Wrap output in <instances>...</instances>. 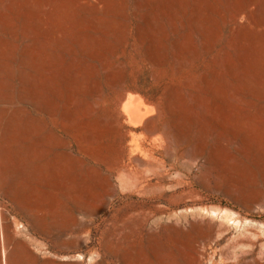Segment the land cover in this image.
I'll return each instance as SVG.
<instances>
[{"label": "rangeland", "instance_id": "rangeland-1", "mask_svg": "<svg viewBox=\"0 0 264 264\" xmlns=\"http://www.w3.org/2000/svg\"><path fill=\"white\" fill-rule=\"evenodd\" d=\"M1 243L264 264V0H0Z\"/></svg>", "mask_w": 264, "mask_h": 264}, {"label": "bare ground", "instance_id": "bare-ground-1", "mask_svg": "<svg viewBox=\"0 0 264 264\" xmlns=\"http://www.w3.org/2000/svg\"><path fill=\"white\" fill-rule=\"evenodd\" d=\"M2 242H3V241H2ZM3 248H4V244L1 243V244H0V254H2V253L4 252V249H3Z\"/></svg>", "mask_w": 264, "mask_h": 264}, {"label": "crops", "instance_id": "crops-1", "mask_svg": "<svg viewBox=\"0 0 264 264\" xmlns=\"http://www.w3.org/2000/svg\"><path fill=\"white\" fill-rule=\"evenodd\" d=\"M51 264H68L67 262L65 263H57V262H54V263H51Z\"/></svg>", "mask_w": 264, "mask_h": 264}]
</instances>
